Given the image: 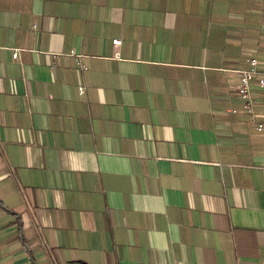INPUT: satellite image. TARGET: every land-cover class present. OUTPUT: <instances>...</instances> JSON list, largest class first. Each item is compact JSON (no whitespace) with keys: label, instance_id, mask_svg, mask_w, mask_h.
Here are the masks:
<instances>
[{"label":"crops","instance_id":"1","mask_svg":"<svg viewBox=\"0 0 264 264\" xmlns=\"http://www.w3.org/2000/svg\"><path fill=\"white\" fill-rule=\"evenodd\" d=\"M249 57L264 0H0V264H264Z\"/></svg>","mask_w":264,"mask_h":264},{"label":"built area","instance_id":"2","mask_svg":"<svg viewBox=\"0 0 264 264\" xmlns=\"http://www.w3.org/2000/svg\"><path fill=\"white\" fill-rule=\"evenodd\" d=\"M113 44L120 46L121 40H113ZM15 59L18 58V54H14ZM83 69L86 70L85 67ZM238 95L242 100V111L249 114L251 117L250 122L256 126L258 132L264 131V114L262 120L257 121V115L255 114L256 101L252 94V89L257 86L264 91V61L256 57H249L246 60V68L239 70L238 72ZM79 92L81 95L85 93V88L80 87ZM237 113V111H232ZM57 264V263H55Z\"/></svg>","mask_w":264,"mask_h":264}]
</instances>
